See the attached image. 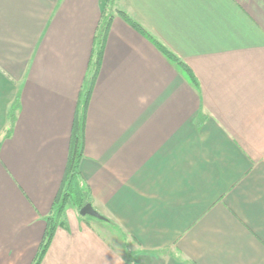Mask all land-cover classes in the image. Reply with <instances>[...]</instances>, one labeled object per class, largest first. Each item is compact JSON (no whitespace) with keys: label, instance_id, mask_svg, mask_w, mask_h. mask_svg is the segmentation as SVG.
Masks as SVG:
<instances>
[{"label":"crops","instance_id":"0c3cea01","mask_svg":"<svg viewBox=\"0 0 264 264\" xmlns=\"http://www.w3.org/2000/svg\"><path fill=\"white\" fill-rule=\"evenodd\" d=\"M83 113L109 222L68 206L40 264H264V0H0V264L36 263Z\"/></svg>","mask_w":264,"mask_h":264},{"label":"trees","instance_id":"16d2710c","mask_svg":"<svg viewBox=\"0 0 264 264\" xmlns=\"http://www.w3.org/2000/svg\"><path fill=\"white\" fill-rule=\"evenodd\" d=\"M109 24H110V20L107 22V24L103 28L101 38L99 39L98 64L102 56V50L104 47L105 37L109 29ZM135 25L136 27H138V29L142 30L144 33L147 34V32H145L142 27H140L138 24H135ZM160 48L169 60L179 65L183 70L185 71L188 70L185 67L184 63L176 55H174L173 53H171L164 47H160ZM190 79L192 80V83L196 85V82L194 81V79H192V77ZM90 89H89L87 96L91 93ZM84 116L85 114L83 113L81 114L79 118L78 117L76 118L75 130L73 132L71 150H70V156H69V162L67 165L65 180L63 182V187L55 201L54 214L47 220V223H48L47 235L41 246V250H40L38 259L35 264H40V261L46 254L47 249L53 238L54 230L56 228L58 219L62 214H64L66 208L68 206H72L77 211H80L84 206L91 204V198H90L88 188L84 184L83 180L81 179L80 173L78 170L80 160L83 156ZM104 221L109 222L106 219Z\"/></svg>","mask_w":264,"mask_h":264},{"label":"water","instance_id":"95a60500","mask_svg":"<svg viewBox=\"0 0 264 264\" xmlns=\"http://www.w3.org/2000/svg\"><path fill=\"white\" fill-rule=\"evenodd\" d=\"M80 215L81 216H91L97 220L104 221L105 219L97 212L94 210L93 206L91 204H88L84 206L80 210Z\"/></svg>","mask_w":264,"mask_h":264},{"label":"rangeland","instance_id":"374dc122","mask_svg":"<svg viewBox=\"0 0 264 264\" xmlns=\"http://www.w3.org/2000/svg\"><path fill=\"white\" fill-rule=\"evenodd\" d=\"M86 218L89 219V220H92V221H96V220H94V218L91 217V216H86ZM96 222H97V221H96ZM98 223H99V222H98Z\"/></svg>","mask_w":264,"mask_h":264}]
</instances>
